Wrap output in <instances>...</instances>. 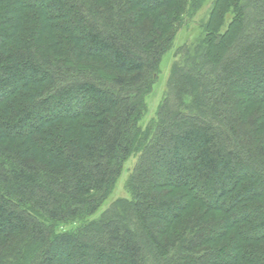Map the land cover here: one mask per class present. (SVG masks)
I'll return each mask as SVG.
<instances>
[{
	"label": "trees",
	"instance_id": "trees-1",
	"mask_svg": "<svg viewBox=\"0 0 264 264\" xmlns=\"http://www.w3.org/2000/svg\"><path fill=\"white\" fill-rule=\"evenodd\" d=\"M204 1L0 0V264H264V0H211L140 123Z\"/></svg>",
	"mask_w": 264,
	"mask_h": 264
},
{
	"label": "rangeland",
	"instance_id": "rangeland-1",
	"mask_svg": "<svg viewBox=\"0 0 264 264\" xmlns=\"http://www.w3.org/2000/svg\"><path fill=\"white\" fill-rule=\"evenodd\" d=\"M211 0H205L192 19H187L175 28L171 46L162 54L156 71L155 81L145 97L143 115L140 120L144 124L154 117L155 112L166 92L167 80L173 65L180 60L179 48L193 44L201 36V23L207 18ZM231 15H224V24L228 22ZM135 157L131 155L123 164L122 171L115 181L113 190L108 198L102 203L93 217H98L101 212L116 199H131V194L126 186L129 174L134 164ZM71 224L58 225L59 230L70 229Z\"/></svg>",
	"mask_w": 264,
	"mask_h": 264
}]
</instances>
